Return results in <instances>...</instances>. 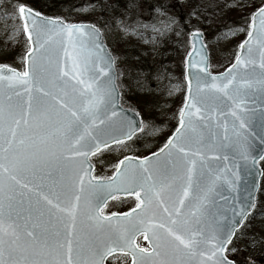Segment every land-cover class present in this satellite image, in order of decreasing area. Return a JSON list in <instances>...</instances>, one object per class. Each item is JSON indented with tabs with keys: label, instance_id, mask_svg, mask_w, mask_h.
I'll return each instance as SVG.
<instances>
[{
	"label": "snow or ice",
	"instance_id": "snow-or-ice-1",
	"mask_svg": "<svg viewBox=\"0 0 264 264\" xmlns=\"http://www.w3.org/2000/svg\"><path fill=\"white\" fill-rule=\"evenodd\" d=\"M0 19L5 47L19 37L24 48L23 71L0 66V264H106L116 252L132 264H237L229 254L247 238L257 186L235 204L224 191L240 190L238 160L244 171L264 161L253 155L252 130L258 121L264 132V0L243 20L245 39L222 73L209 70L200 30L190 33L175 130L108 177L93 175L89 158L127 147L143 122L119 107L101 29L19 0ZM120 194L134 196L135 208L106 213Z\"/></svg>",
	"mask_w": 264,
	"mask_h": 264
},
{
	"label": "rangeland",
	"instance_id": "rangeland-1",
	"mask_svg": "<svg viewBox=\"0 0 264 264\" xmlns=\"http://www.w3.org/2000/svg\"><path fill=\"white\" fill-rule=\"evenodd\" d=\"M37 1L43 0H19L33 8ZM9 3L10 0H0V13ZM243 4L250 6L242 7ZM258 4L259 0H128L125 9L114 13L116 4L112 0H86L81 7L63 5L61 13L40 11L69 23L90 24L101 29L103 42L115 61L122 102L137 111L143 121L142 132L125 143L127 147L115 145L91 158L93 175L111 176L114 165L124 156H145L136 153L140 146L144 149L149 146L155 152L166 142L178 124L186 92L184 59L190 50L188 34L199 29L209 38L206 45L210 71H223L233 62L238 45L246 36L240 31L243 20ZM117 19H121L120 24L116 23ZM5 41V22L0 19V66L23 71L24 48L18 42L19 37L7 48ZM215 66L219 67L218 71L212 70ZM262 179L263 189L257 194L256 207L242 226L247 238L235 240L239 251L229 255L242 264H264V173ZM124 200L108 203L106 213L121 212L116 209L119 206L124 212L136 204L135 200ZM107 264H129V259L115 256Z\"/></svg>",
	"mask_w": 264,
	"mask_h": 264
},
{
	"label": "water",
	"instance_id": "water-1",
	"mask_svg": "<svg viewBox=\"0 0 264 264\" xmlns=\"http://www.w3.org/2000/svg\"><path fill=\"white\" fill-rule=\"evenodd\" d=\"M178 1H180V2H184L185 0H178ZM117 20H119V21H121V19H117ZM117 23V22H116ZM118 24V23H117ZM120 24V23H119ZM85 25H89V26H91L90 24H85ZM201 32V31H200ZM245 39V38H244ZM100 42L102 43V44H104L105 45V43L103 42V39H102V34H101V36H100ZM188 43H189V46H190V50H191V36H190V34L188 35ZM200 44H202V45H204V48H205V53H206V55L208 56V62H209V52H208V49H207V46H206V43H205V36H204V33L203 32H201V38H200ZM105 48H106V51H107V53L111 56V58H112V60H113V68H114V71H115V73H116V80H115V83H116V85H117V91H118V93H119V107L121 108V109H123L125 112H127L129 115H134L135 116V119H136V121L139 123V122H141L142 121V119H141V117H140V115L137 113V111H135L134 109H132L131 107H128V106H126V105H124L123 104V102H122V99H121V93H120V91H119V87H118V74H117V69H116V66H115V61H114V58H113V56L111 55V53H110V51H109V49H108V47L105 45ZM189 50V51H190ZM186 57H187V55H186ZM186 57H185V60H186ZM185 60H184V74H185V69H186V63H185ZM233 62H234V60H233ZM232 62V63H233ZM230 66V65H229ZM228 66V67H229ZM227 67V68H228ZM226 69V68H225ZM225 69L222 71V72H224L225 71ZM209 70H210V63H209ZM222 72H219V73H222ZM219 73H213V74H219ZM185 84H186V88H187V82H186V80H185ZM186 92H187V89H186ZM183 106V105H182ZM178 119H179V116H178ZM143 122V121H142ZM142 129H143V126H142ZM252 130H253V132H255L256 133V136L254 137V139H253V143L255 144V152H253V155H257V156H259L260 154H264V144H261L260 143V140H259V136L261 135V134H264V132H262V130H261V128L259 127V123H258V121H254L253 122V128H252ZM139 133H141V131H138L137 133H136V135H138ZM135 135V136H136ZM172 135V134H171ZM135 136H133V138L135 137ZM132 138V139H133ZM131 139V140H132ZM131 140H128V141H125V143H127V142H129V141H131ZM113 146H115V145H110V147H113ZM109 147V148H110ZM108 149V148H107ZM103 150H105V149H103ZM102 150V151H103ZM98 154V153H97ZM96 154V155H97ZM151 154V153H150ZM150 154H148V155H146V156H149ZM92 157H94V156H92ZM92 157H90L89 158V160H90V163H91V158ZM123 159V158H122ZM121 160V159H120ZM260 162L261 161H257V163H256V165H255V167H252V165H251V160H249L248 161V164H249V171H244L243 170V164H244V161L243 160H238L237 161V164L239 165V171H240V175H241V177H242V179H241V181H240V190H239V192H237V191H235V190H231V191H229V190H227V188H225V191H224V194L226 195V196H230V198L232 199V202L235 204V203H237V199H239L240 201H243V199H244V196H245V194H246V189H250L251 188V186L253 185V184H255L256 186H257V193H258V190H259V187H260V181H261V177H262V174H263V172H262V168H261V166H260ZM91 165H92V163H91ZM92 168H93V170H94V166L92 165ZM234 171H236L237 169L236 168H234L233 169ZM115 171V170H114ZM92 174H93V172H92ZM245 181H246V183H245ZM257 193H256V197H257ZM128 198H131V199H134V200H136L135 199V197L134 196H126V195H123V194H120V195H118L117 196V198H115V199H128ZM115 199H109L108 200V203L109 202H111V201H113V200H115ZM221 204H223V201H219ZM256 202V201H255ZM107 203V204H108ZM133 208H135V206L134 207H132L131 209H133ZM131 209H129V210H127V211H125V212H119V213H128V212H130V210ZM118 213V214H119ZM252 213V212H251ZM250 213V214H251ZM138 239H140V241L142 242V243H144L145 244V247H148V241H146L145 239H144V237H143V235H137L136 236V243H137V241H138ZM116 255H121V256H124L123 255V253H120V252H116V253H114L113 254V256H116ZM112 257V256H111ZM111 257H109V258H111ZM108 258V259H109ZM128 258H129V260H130V263L129 264H132V261H131V257L130 256H128ZM107 259V260H108ZM107 260H106V262H107Z\"/></svg>",
	"mask_w": 264,
	"mask_h": 264
},
{
	"label": "trees",
	"instance_id": "trees-1",
	"mask_svg": "<svg viewBox=\"0 0 264 264\" xmlns=\"http://www.w3.org/2000/svg\"><path fill=\"white\" fill-rule=\"evenodd\" d=\"M86 0H56L54 2H50V1H37L34 2V7L35 9L39 10V11H46L50 14L52 13H61L64 6L66 7L68 4H76L79 5L80 7L82 6V4L85 3ZM112 2H115V9H114V13H119L120 11H122L123 9H125V7L128 4V0H112ZM126 4V5H124ZM64 5V6H63ZM178 17L182 18V14H178ZM209 38L207 36H205V41H207ZM213 71H218L219 67L215 66L212 68ZM222 71V70H221ZM220 72V71H219ZM183 97V96H182ZM183 101H181L182 104ZM140 136V135H139ZM158 142V140L156 141ZM150 147L148 146L146 149L144 148H137L136 153H142L145 155H148L150 152ZM260 166L262 168V170L264 171V161H261ZM263 181V179H262ZM262 183V182H261ZM263 189V186L260 185L259 191ZM127 201H133L132 199H125L124 202ZM116 209H118V211H123L124 208L122 206L117 207ZM230 255V254H229ZM237 264H242L240 261H237Z\"/></svg>",
	"mask_w": 264,
	"mask_h": 264
},
{
	"label": "flooded vegetation",
	"instance_id": "flooded-vegetation-1",
	"mask_svg": "<svg viewBox=\"0 0 264 264\" xmlns=\"http://www.w3.org/2000/svg\"><path fill=\"white\" fill-rule=\"evenodd\" d=\"M140 243H141L140 240H138V245L141 246V247H145L144 244L141 243V245H140ZM118 257L121 258V257H123V256H118ZM112 258H113V257H112ZM114 258H115V256H114ZM110 259H111V258H110ZM110 259H109V260H110Z\"/></svg>",
	"mask_w": 264,
	"mask_h": 264
}]
</instances>
